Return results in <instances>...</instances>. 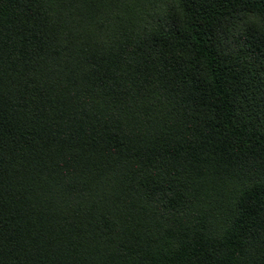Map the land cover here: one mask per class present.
<instances>
[{
  "label": "trees",
  "instance_id": "16d2710c",
  "mask_svg": "<svg viewBox=\"0 0 264 264\" xmlns=\"http://www.w3.org/2000/svg\"><path fill=\"white\" fill-rule=\"evenodd\" d=\"M0 264H264V0H0Z\"/></svg>",
  "mask_w": 264,
  "mask_h": 264
}]
</instances>
